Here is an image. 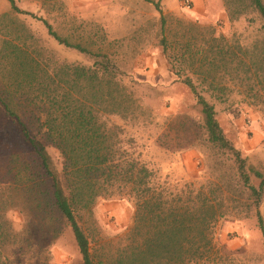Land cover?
<instances>
[{
  "label": "trees",
  "instance_id": "16d2710c",
  "mask_svg": "<svg viewBox=\"0 0 264 264\" xmlns=\"http://www.w3.org/2000/svg\"><path fill=\"white\" fill-rule=\"evenodd\" d=\"M8 1L14 13L41 22L58 45L93 60L89 66L63 63L51 67L42 64V57L36 52L31 54L26 45L7 43L5 58L13 62L2 68L9 86L6 97L0 96V105L32 151L30 155L9 157L7 174L19 195L22 216L27 214L24 216L31 222L28 211L34 204L33 212L39 211L34 216L37 226L44 220V212L51 222L64 220L72 231L82 264H96L78 217L90 212L102 198H129L135 205L134 227L117 255L99 264H207L214 230L220 220L229 217L225 192L228 185L219 178L217 195L214 183L179 192L168 182L162 183L156 171L145 163L136 137L128 129L142 122L143 107L135 89L122 83L123 73L111 55L102 47L92 49L96 45L92 36L87 44L84 40L72 42L60 36L46 19L22 11L16 0ZM37 1L43 7L62 11L61 0ZM144 1L160 14L161 46L171 74L175 81L187 86L201 107L209 142L233 160L239 191L241 195L246 192L252 200L264 236V221L258 210L264 199V175L248 165L225 134L215 105L201 94V90L218 92L216 100L224 103L225 93L233 84L250 87L255 94L264 93V0H222L233 27L242 22L244 31L257 33L250 43L242 33L217 35L209 27L208 38L191 36L177 47L164 36L167 21L159 2ZM192 27L191 24L187 31ZM101 41L107 42L106 37ZM218 70L219 83L215 78ZM182 72L189 75L182 77ZM191 76H197L198 83ZM256 98L263 99L264 104V98ZM16 100L23 104L14 107ZM49 148L61 155L60 172ZM2 219L0 209V245L9 237ZM51 226L47 224L49 235L45 232L50 244L42 245L41 240L33 243V238H27L31 230L25 220L14 237L19 257L38 250L49 252L57 237L51 235L56 232Z\"/></svg>",
  "mask_w": 264,
  "mask_h": 264
},
{
  "label": "rangeland",
  "instance_id": "374dc122",
  "mask_svg": "<svg viewBox=\"0 0 264 264\" xmlns=\"http://www.w3.org/2000/svg\"><path fill=\"white\" fill-rule=\"evenodd\" d=\"M62 11L43 7L37 0H16L22 11L46 19L53 29L72 42L87 41L92 36L96 43L91 48L102 47L105 53L123 73L122 83L132 86L143 107L142 122L128 128L136 137L142 158L157 173V177L168 182L173 190L198 189L209 184L219 195V178L228 185L225 191L229 199L226 207L229 217L220 220L214 230L213 248L207 264H264V236L259 229L255 206L246 192L242 195L237 185L236 167L233 160L219 151L208 140L203 127L201 107L190 90L170 72V67L161 46L162 30L160 14L144 0H61ZM159 2L166 17L164 36L174 47L192 36L209 37V27L217 35H229L232 31L242 33L250 43L257 33L244 31V23L234 27L229 23L222 0H205L203 16L195 13L194 2L187 8L183 0H151ZM193 25L189 31L190 25ZM107 42L102 44V37ZM3 37V38H2ZM5 38V39H4ZM6 41L23 47L31 54L42 57V64H81L89 66L93 60L76 51L57 44L47 33L45 26L30 16L14 13L0 17V96L7 90L8 78L3 66L12 63L5 58ZM89 43V42H88ZM36 57V54L33 55ZM182 77L189 73L182 72ZM197 82V76H191ZM219 83V70L216 75ZM201 94L215 105L216 116L225 134L246 158L248 165L264 175V104L257 96L264 93L251 91L250 87L230 85L225 93L226 102L219 103L218 92L201 90ZM23 104L14 101L13 105ZM12 105V106H13ZM119 123L118 120L114 119ZM58 172L62 169L60 153L48 149ZM13 119L0 105V209L3 229L8 232V241L0 245V264H82L74 236L64 220L51 222L44 212L42 223L37 226L36 206L28 211L30 221L18 207L20 200L15 186L7 174L11 155H30ZM255 185L258 181L252 177ZM6 184V185H5ZM4 197V198H3ZM264 221V199L258 207ZM40 214V213H39ZM42 216V215H41ZM135 205L129 198H102L90 212L82 213L78 221L89 239L93 260L99 264L125 246L127 236L134 227ZM30 225L28 239L36 243L50 244L47 239V224L56 228L51 249L47 253L38 250L20 258L16 250V235L23 224ZM36 223V225H33ZM39 229H42L40 231ZM47 233V235L45 234ZM26 238V239H27ZM27 239V240H28ZM7 243V244H6ZM36 250V248H35Z\"/></svg>",
  "mask_w": 264,
  "mask_h": 264
},
{
  "label": "crops",
  "instance_id": "0c3cea01",
  "mask_svg": "<svg viewBox=\"0 0 264 264\" xmlns=\"http://www.w3.org/2000/svg\"><path fill=\"white\" fill-rule=\"evenodd\" d=\"M193 1L196 2V4H194L193 10L195 9V13L197 14V16H203L205 12V0H193ZM10 11H11V6L9 1L0 0V17L3 18L4 16L9 15ZM5 43L6 44L10 43L11 45H14L12 41H6Z\"/></svg>",
  "mask_w": 264,
  "mask_h": 264
},
{
  "label": "built area",
  "instance_id": "2783aa9c",
  "mask_svg": "<svg viewBox=\"0 0 264 264\" xmlns=\"http://www.w3.org/2000/svg\"><path fill=\"white\" fill-rule=\"evenodd\" d=\"M183 4H184L187 8H190V6H191V2H190V0H183Z\"/></svg>",
  "mask_w": 264,
  "mask_h": 264
}]
</instances>
